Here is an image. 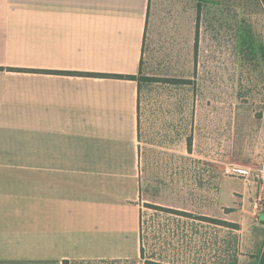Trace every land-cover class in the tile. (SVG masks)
Here are the masks:
<instances>
[{
	"label": "crops",
	"instance_id": "0c3cea01",
	"mask_svg": "<svg viewBox=\"0 0 264 264\" xmlns=\"http://www.w3.org/2000/svg\"><path fill=\"white\" fill-rule=\"evenodd\" d=\"M148 5L0 0V264L264 258L262 202L246 217L264 186L248 178L221 176L209 211L146 205L137 81L89 74L138 73Z\"/></svg>",
	"mask_w": 264,
	"mask_h": 264
},
{
	"label": "rangeland",
	"instance_id": "374dc122",
	"mask_svg": "<svg viewBox=\"0 0 264 264\" xmlns=\"http://www.w3.org/2000/svg\"><path fill=\"white\" fill-rule=\"evenodd\" d=\"M263 51L261 0H149L136 74L146 205L209 211L221 176L264 186ZM250 200L246 217L264 208Z\"/></svg>",
	"mask_w": 264,
	"mask_h": 264
},
{
	"label": "trees",
	"instance_id": "16d2710c",
	"mask_svg": "<svg viewBox=\"0 0 264 264\" xmlns=\"http://www.w3.org/2000/svg\"><path fill=\"white\" fill-rule=\"evenodd\" d=\"M261 2L263 3V7H264V0H261ZM264 52V51H263ZM263 56H264V53H263ZM141 67H142V57H141V60H140V65H139V71L141 70ZM2 69V68H0ZM70 74H74V72H68ZM91 76H99V77H113V78H125V79H133V80H136L137 81V84H138V105H137V116L139 114V82L140 80L137 78V75H124V74H107V73H98V74H89ZM216 222H219L216 220ZM66 264V263H64ZM260 264H264V258L261 260V263Z\"/></svg>",
	"mask_w": 264,
	"mask_h": 264
},
{
	"label": "built area",
	"instance_id": "2783aa9c",
	"mask_svg": "<svg viewBox=\"0 0 264 264\" xmlns=\"http://www.w3.org/2000/svg\"><path fill=\"white\" fill-rule=\"evenodd\" d=\"M237 169L241 172V174L244 172H248V170H249L247 168H237ZM257 172H258V177H260L261 181L264 182V163L259 165Z\"/></svg>",
	"mask_w": 264,
	"mask_h": 264
}]
</instances>
